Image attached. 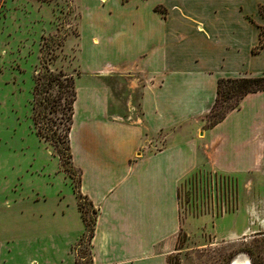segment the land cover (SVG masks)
<instances>
[{"label": "crops", "instance_id": "0c3cea01", "mask_svg": "<svg viewBox=\"0 0 264 264\" xmlns=\"http://www.w3.org/2000/svg\"><path fill=\"white\" fill-rule=\"evenodd\" d=\"M260 5L264 0H76L79 74L68 136L78 188L95 208L91 264H167L181 228L208 219L215 233L234 234L244 208L181 222L177 187L197 169L240 183L255 179L264 191V89L213 124L202 119L219 78L264 75V46L253 51L264 27ZM118 79L122 107L112 104ZM54 218L52 228L69 239L64 217ZM4 233L0 264H15L16 236ZM40 256L61 255L35 246L24 264H42L32 259ZM62 256L58 264H71Z\"/></svg>", "mask_w": 264, "mask_h": 264}, {"label": "rangeland", "instance_id": "374dc122", "mask_svg": "<svg viewBox=\"0 0 264 264\" xmlns=\"http://www.w3.org/2000/svg\"><path fill=\"white\" fill-rule=\"evenodd\" d=\"M259 11L264 15L262 7ZM77 17L76 0H0V241L9 240L5 228L16 236L15 264H24L35 246L61 255L32 258L42 264H58L62 255H69L71 264H91L95 208L78 192L68 136L79 74ZM120 81L112 100L117 107L123 105ZM234 101L235 96L224 97L219 113ZM202 119L207 125L206 114ZM257 183L201 168L187 175L178 185L181 222L224 210L245 212L234 234L215 233L209 219L181 228L167 264H230L237 255L264 264V191ZM75 208L81 220L76 240ZM56 215L72 229L69 239L52 228ZM29 216L30 227L24 222Z\"/></svg>", "mask_w": 264, "mask_h": 264}, {"label": "trees", "instance_id": "16d2710c", "mask_svg": "<svg viewBox=\"0 0 264 264\" xmlns=\"http://www.w3.org/2000/svg\"><path fill=\"white\" fill-rule=\"evenodd\" d=\"M259 7H262L264 9L263 5H260ZM263 46H264V27H262V30L260 33V41L253 48V51L258 52ZM261 89H264V75H244V76H238V77L219 78L217 82V94H216L215 100L213 102L211 109L206 113L207 118L209 120L207 125L217 122L219 119H221L226 114V111L219 113V107L217 106L218 102L221 101L224 97L235 96L234 104L231 105L228 109L230 110L234 108L235 106L239 105L241 99L246 94L250 92L258 91ZM74 97H75V92H74L73 100H74ZM69 129H70V126H69ZM70 157H71V152H70ZM78 192L80 193L81 196H83L80 190ZM177 196L179 198V186L177 187ZM81 214L84 220L85 217L83 216L82 212ZM92 232H93V229H92Z\"/></svg>", "mask_w": 264, "mask_h": 264}, {"label": "bare ground", "instance_id": "6f19581e", "mask_svg": "<svg viewBox=\"0 0 264 264\" xmlns=\"http://www.w3.org/2000/svg\"><path fill=\"white\" fill-rule=\"evenodd\" d=\"M230 264H252L251 259L248 256L240 255L232 259Z\"/></svg>", "mask_w": 264, "mask_h": 264}]
</instances>
